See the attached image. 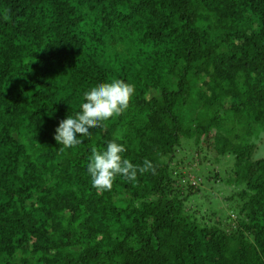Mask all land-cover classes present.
<instances>
[{
  "label": "trees",
  "instance_id": "obj_1",
  "mask_svg": "<svg viewBox=\"0 0 264 264\" xmlns=\"http://www.w3.org/2000/svg\"><path fill=\"white\" fill-rule=\"evenodd\" d=\"M116 79L128 109L60 151L59 122ZM262 134L264 0H0V264H264ZM111 140L155 174L94 189Z\"/></svg>",
  "mask_w": 264,
  "mask_h": 264
},
{
  "label": "clouds",
  "instance_id": "obj_2",
  "mask_svg": "<svg viewBox=\"0 0 264 264\" xmlns=\"http://www.w3.org/2000/svg\"><path fill=\"white\" fill-rule=\"evenodd\" d=\"M134 92L133 85L119 79L99 83L84 92V102L80 104L79 111L74 116L62 119L55 128L54 139L62 145L60 151L80 144L77 134L88 136L90 129L102 128L104 121L122 115L128 109ZM253 142L257 144L254 159L264 158V143L256 140ZM125 151L124 145L115 140L109 141L104 150H98L95 146L91 148L87 171L92 187L98 192L111 191L117 176L127 181H136L138 173L151 171L155 174L156 170L151 161L145 159L142 165H134L128 159L122 158L121 153Z\"/></svg>",
  "mask_w": 264,
  "mask_h": 264
},
{
  "label": "rangeland",
  "instance_id": "obj_3",
  "mask_svg": "<svg viewBox=\"0 0 264 264\" xmlns=\"http://www.w3.org/2000/svg\"><path fill=\"white\" fill-rule=\"evenodd\" d=\"M254 140L256 141H259L260 143H264V135H262L261 137H255ZM255 150L254 152L252 153V158L254 159V154L256 153L257 151V144L255 143ZM182 157H185L183 155H181ZM211 158V157H209ZM210 160V159H209ZM222 162L220 164H217L215 163V159L212 161H207L206 163V166L204 167V170L207 171V170H210L213 172V174L215 175V173H219L221 176H222V172L224 174H226L228 172V167L231 166L233 164V156H227L223 159H221ZM220 160V161H221ZM185 162H187V160H184ZM212 174V176H214ZM190 180H192V182L194 180H196V175H194L193 173L191 172H186L185 174ZM199 175H206L202 170H200V173ZM203 183L205 184V186H207L206 188L209 190V195L213 194L212 196H214V199L212 200L213 202H209L208 199H205V203H211V204H215L218 202V200L220 199V195L217 193V191L220 192V187L221 185L217 184L216 182H214L213 180H209V179H206V177H203ZM193 184V183H192ZM217 187V190L215 189ZM224 193V191H223ZM209 204V205H211ZM217 206V205H215ZM219 207H223L222 205H218Z\"/></svg>",
  "mask_w": 264,
  "mask_h": 264
}]
</instances>
